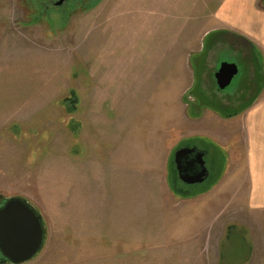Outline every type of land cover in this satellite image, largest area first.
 <instances>
[{
	"label": "rangeland",
	"instance_id": "1",
	"mask_svg": "<svg viewBox=\"0 0 264 264\" xmlns=\"http://www.w3.org/2000/svg\"><path fill=\"white\" fill-rule=\"evenodd\" d=\"M51 2L0 0V207L26 201L45 231L25 264H249L239 222L264 209L234 166L215 187L239 145L201 135L257 86L254 51L208 33L217 0ZM223 62L238 74L220 91ZM183 147L204 154L202 184L178 180Z\"/></svg>",
	"mask_w": 264,
	"mask_h": 264
},
{
	"label": "crops",
	"instance_id": "2",
	"mask_svg": "<svg viewBox=\"0 0 264 264\" xmlns=\"http://www.w3.org/2000/svg\"><path fill=\"white\" fill-rule=\"evenodd\" d=\"M217 2L212 14L214 27L208 33L223 32L244 39L250 43L254 51L260 54L264 70V0H217ZM208 115L209 133L201 135L216 143L219 148L228 146L227 153L237 144L240 149L239 157L230 160L234 165H230L227 158L228 167L216 182L215 187L226 183L225 180L229 176L228 171L231 166H234L232 170L237 169L238 171L234 172L235 180L241 188H245V193L249 195L250 201L247 209L251 211L264 209V83L254 102L239 115L232 118L220 117L214 112ZM211 124L217 125L216 131H212L213 125ZM227 125L233 126L232 134L226 133L224 127ZM258 195L260 199L257 198ZM243 222L239 223L249 226L247 228L250 241L259 243L257 250L259 256L252 251L249 264H264V219L253 218L248 220V225ZM253 230H255V235Z\"/></svg>",
	"mask_w": 264,
	"mask_h": 264
},
{
	"label": "water",
	"instance_id": "3",
	"mask_svg": "<svg viewBox=\"0 0 264 264\" xmlns=\"http://www.w3.org/2000/svg\"><path fill=\"white\" fill-rule=\"evenodd\" d=\"M67 1L59 0L56 6ZM237 74L234 63H221L214 74L218 90L229 87ZM203 159L204 154L195 147L181 148L174 153L178 179L184 185L193 186L206 181L208 171ZM44 235L40 215L26 201L8 198L0 207V264H25L33 260L43 247Z\"/></svg>",
	"mask_w": 264,
	"mask_h": 264
},
{
	"label": "trees",
	"instance_id": "4",
	"mask_svg": "<svg viewBox=\"0 0 264 264\" xmlns=\"http://www.w3.org/2000/svg\"><path fill=\"white\" fill-rule=\"evenodd\" d=\"M223 32H217L216 34H215V36H219V35H221ZM223 34H226V33H223ZM233 36V35H232ZM233 37H235V38H237L238 40H240V41H242V42H244L247 46H249L251 49H252V51H254L255 49L253 48V47H251V45H250V43H248L247 41H245L244 39H240L239 37H237V36H233ZM254 54H255V57H254V62H253V65H254V69H255V80H257L256 81V84H257V86H256V90H255V95L254 96H252L249 100H247V101H245V103L243 104V107H242V109L241 110H237L234 114H226V115H223L222 117H224V118H232V117H234V116H237V115H239L242 111H244L246 108H248L253 102H254V100H255V98H256V95L260 92V90H261V86H262V84L264 83V70H263V61H261L262 60V58H261V56H260V54L258 53V52H256V51H254ZM261 59H260V58ZM259 79V80H258ZM183 195V194H182ZM5 202V201H4ZM4 202H2V204L4 203Z\"/></svg>",
	"mask_w": 264,
	"mask_h": 264
},
{
	"label": "flooded vegetation",
	"instance_id": "5",
	"mask_svg": "<svg viewBox=\"0 0 264 264\" xmlns=\"http://www.w3.org/2000/svg\"><path fill=\"white\" fill-rule=\"evenodd\" d=\"M59 0H52V2L51 3H49V5H45V7H44V10H47L49 7H52V8H54V7H57L56 6V4H57V2H58ZM66 3V2H65ZM64 5V3L61 5V6H58V7H62ZM216 83V82H215ZM183 148H185V147H183ZM175 166V165H174ZM175 171H176V169H175ZM176 173H177V171H176ZM177 178H178V174H177ZM179 180V179H178ZM180 181V180H179ZM181 182V181H180ZM182 183V182H181ZM183 184V183H182ZM184 185V184H183ZM186 186V185H185Z\"/></svg>",
	"mask_w": 264,
	"mask_h": 264
}]
</instances>
